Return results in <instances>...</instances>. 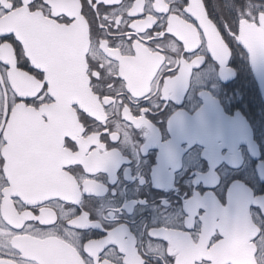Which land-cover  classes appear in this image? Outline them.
Instances as JSON below:
<instances>
[{
    "label": "snow or ice",
    "instance_id": "snow-or-ice-1",
    "mask_svg": "<svg viewBox=\"0 0 264 264\" xmlns=\"http://www.w3.org/2000/svg\"><path fill=\"white\" fill-rule=\"evenodd\" d=\"M233 44L264 61V0H0V264H264V208L197 238L87 237L106 143Z\"/></svg>",
    "mask_w": 264,
    "mask_h": 264
},
{
    "label": "flooded vegetation",
    "instance_id": "flooded-vegetation-1",
    "mask_svg": "<svg viewBox=\"0 0 264 264\" xmlns=\"http://www.w3.org/2000/svg\"><path fill=\"white\" fill-rule=\"evenodd\" d=\"M243 54L240 45H232L230 56L237 64L230 60L225 67L221 77L226 80L219 78L210 58L167 99L152 102L147 125L128 128L120 139L106 143V150L115 156L112 164L94 174L100 191L84 201L100 225L87 233L88 238L98 241L116 232L126 242L146 243L149 233L164 230L197 238L225 218L235 222L245 213L256 215L261 207L255 206V200L264 197L258 163L227 124L236 112L252 123L259 161L264 163V122L254 125L259 104L251 111L227 94V87L240 93ZM203 94L217 101L204 108L215 106L216 113L208 120L213 125L187 131L188 118L193 120L203 101H208ZM235 183L238 188H232L230 201L229 188ZM260 204L264 208V201Z\"/></svg>",
    "mask_w": 264,
    "mask_h": 264
},
{
    "label": "bare ground",
    "instance_id": "bare-ground-1",
    "mask_svg": "<svg viewBox=\"0 0 264 264\" xmlns=\"http://www.w3.org/2000/svg\"><path fill=\"white\" fill-rule=\"evenodd\" d=\"M243 58H244V60L242 61V64H244V63H246V64L248 63L249 64V58H248V54L247 53H244L243 54ZM212 60L214 61V63L216 62L215 63L216 68L219 70L218 71L219 72L218 76H219L220 79H223V80H226V78L221 77L224 74L223 71H222V69H225V67L230 63V60H231V64L232 65L237 64L235 59H233V58L231 59V56H229L228 60L226 61V63L224 65H221L219 63V61L215 60V58H212ZM248 72L252 76L251 78H252L253 82L255 83V86H256L257 92H258L259 87L256 84V81H255V79H254V77L252 75V72H251V69L250 68H249V71ZM243 88H244V79H243V82H242L241 90H239L240 93L236 89H233L232 87H227V94L229 95V99L236 98V101H246V100H249V96H247V95L245 96L243 94ZM258 94H259V92H258ZM207 100L208 101H203V106L205 104H209V105L212 104V105H214L215 104L214 102L216 101L212 96H207ZM203 106L201 105V108H199L198 111H196L195 115H197V113H198V116L197 117H195L193 120L188 118V120L186 122L187 125H188L187 128H186L187 131L201 129L203 125L205 126L207 124H210L209 126H212L213 125V122L210 123L208 120L210 118L214 117V114L216 113V108H214V107H211L210 108V106H208V108H210V109L205 110ZM257 110L262 111L263 109H261V108L258 107ZM235 114H234V116H235ZM240 118H243V115L242 114L239 115V117L237 118L236 121H242V119H240ZM258 122H259V120H258ZM247 124H248V126L250 128H252V123L251 122L248 121ZM256 124H258V123H256L254 121V125H256ZM234 130H235L234 131L235 132V136L234 137L237 138V139H239L240 141H243V138L244 137H243L242 133L240 132V130H238V129H234ZM228 134H230V131H229ZM252 138H254V135L253 134H252ZM250 157L252 158V160L256 161L257 163L260 162L259 161V158L257 159V158H254L253 156H250ZM240 160H241V158H240ZM237 188H238V186L235 187V188H233V189H237ZM230 201H232V200H230Z\"/></svg>",
    "mask_w": 264,
    "mask_h": 264
},
{
    "label": "water",
    "instance_id": "water-1",
    "mask_svg": "<svg viewBox=\"0 0 264 264\" xmlns=\"http://www.w3.org/2000/svg\"><path fill=\"white\" fill-rule=\"evenodd\" d=\"M242 49L245 51V53L248 54L249 58V67L251 69L252 75L256 81V84L259 87V93L262 99V102L264 104V61L261 60H253L251 54L248 52V50L240 45ZM240 113H236L234 117L230 118L228 120V126L229 129L236 128L238 130H241L243 135V141H241V144L247 146L249 154L253 156L254 158H260V152L257 144L254 143V140L252 138V131L251 128L248 126L247 121L245 118H240L242 121H236L239 117ZM257 175L259 179L264 182V163L259 162L256 168ZM232 185L230 189L233 187ZM229 197H230V191H229ZM232 200V198H230ZM264 201V198H258L255 200V206H261L260 202Z\"/></svg>",
    "mask_w": 264,
    "mask_h": 264
},
{
    "label": "trees",
    "instance_id": "trees-1",
    "mask_svg": "<svg viewBox=\"0 0 264 264\" xmlns=\"http://www.w3.org/2000/svg\"><path fill=\"white\" fill-rule=\"evenodd\" d=\"M249 68L246 63H244V71H243V79H244V88H243V94L246 96H249V100L246 101H238L239 104L243 107L248 108L252 111V109L259 104V108L262 109L261 104H260V96L257 92V88L255 86V83L253 82L250 73L248 72ZM259 120V122H258ZM256 126L258 127L264 122V111H259L257 112L256 115Z\"/></svg>",
    "mask_w": 264,
    "mask_h": 264
}]
</instances>
